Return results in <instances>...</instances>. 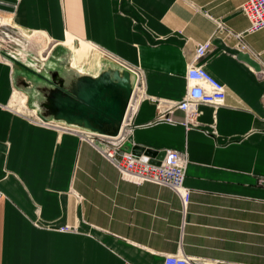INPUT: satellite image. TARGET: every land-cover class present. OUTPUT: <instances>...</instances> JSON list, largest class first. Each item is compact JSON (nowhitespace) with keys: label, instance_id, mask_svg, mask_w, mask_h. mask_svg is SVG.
Instances as JSON below:
<instances>
[{"label":"crops","instance_id":"0c3cea01","mask_svg":"<svg viewBox=\"0 0 264 264\" xmlns=\"http://www.w3.org/2000/svg\"><path fill=\"white\" fill-rule=\"evenodd\" d=\"M245 1L0 0L2 21L23 36L70 37L141 69L143 95L127 114V134L151 161L183 153L189 190L182 209L167 188L120 180L76 134L37 124L12 85L18 68L2 57L0 264H162L166 255L264 264V81L254 74L264 67V29L233 57L235 42L215 24L243 31ZM207 40L199 63L224 86L223 104L197 106L187 127L152 124L151 99L182 98L186 66ZM169 117L181 122L183 113Z\"/></svg>","mask_w":264,"mask_h":264},{"label":"water","instance_id":"95a60500","mask_svg":"<svg viewBox=\"0 0 264 264\" xmlns=\"http://www.w3.org/2000/svg\"><path fill=\"white\" fill-rule=\"evenodd\" d=\"M5 56L18 68L14 89L26 97V108L38 119L105 137L119 134L135 84L127 68L100 55L95 73L80 72L70 66L71 53L61 44L49 51L47 64L24 52L23 59ZM124 145L141 162L157 164L161 159L151 161L152 151L132 145L130 138Z\"/></svg>","mask_w":264,"mask_h":264},{"label":"built area","instance_id":"2783aa9c","mask_svg":"<svg viewBox=\"0 0 264 264\" xmlns=\"http://www.w3.org/2000/svg\"><path fill=\"white\" fill-rule=\"evenodd\" d=\"M239 11L247 22V26L243 31L233 33L225 29L221 22L215 23L217 31L224 34L225 38L233 39L235 42V46L232 48L230 47L233 51L230 55L233 57H235V53L246 51L244 44V38L246 36L264 29V0H246L240 5ZM8 28L10 27L8 26ZM221 41L223 42V45L227 46L224 39ZM210 50L211 44L209 40L195 47L192 59L184 71L186 89L179 101L167 102L161 100V102L159 99H151L156 108V114L152 124L165 123L187 127L188 119L191 120V118L197 113V106L207 105L216 108L223 104L225 98L224 86L208 75L203 70V64L199 63ZM223 53L225 54L226 51H223ZM2 57L5 58L4 55H1L0 51V59H2ZM104 57L127 68L135 76L133 91L136 102L134 100V107L129 113L131 114L134 112L138 100L141 99L143 95L140 83L141 74L139 71L137 72V70L125 65L112 56L104 55ZM254 74L264 81V67L259 71L254 72ZM176 110L183 113V120L181 122L174 121L169 117V115ZM127 116L122 121L120 132L116 137H105L91 134L65 126H63V128H65V131H71L68 133L76 134L80 141L86 142L90 145L98 155L109 163L117 172L120 180L134 185L151 184L167 188L178 197L182 209H184L189 200V190L183 186L185 171V159L183 158V153L174 150H166L161 159L157 161V164L141 162L129 151L122 148V144L129 138L127 134L129 120ZM34 120L39 125H42L41 123H43L57 125L58 127L62 126L50 122H43L38 118H34ZM42 126L47 127L48 125ZM58 231L66 232L69 231V228L63 226L60 227ZM162 264L200 263L183 255H166L163 257Z\"/></svg>","mask_w":264,"mask_h":264},{"label":"rangeland","instance_id":"374dc122","mask_svg":"<svg viewBox=\"0 0 264 264\" xmlns=\"http://www.w3.org/2000/svg\"><path fill=\"white\" fill-rule=\"evenodd\" d=\"M4 19L8 21V17H0V23L2 24L0 26V51L2 56L3 55L13 56V54H15L18 58L23 59V52H24L26 54H31L34 58L38 59L40 62L47 64L48 62L46 61V57H48L47 55L49 51L53 48L54 45L61 44L64 47H66L68 51H70L71 62L75 69L95 73L99 68V63H98L99 58L100 55H103V53L100 52L96 47L83 42L76 43L70 37H68L62 43H60L62 40L60 42L47 40L46 37H44L41 34H34L31 35L30 37H26V35L25 36L21 35V32L17 31L13 27H11V29L8 28L7 26L9 24L2 21ZM11 40L14 41L12 44L9 43ZM15 43L18 44V46H16ZM20 51L23 52L21 53ZM17 53H20V55L18 56ZM5 57L10 59L9 56H5ZM131 68L137 70V72L139 71L141 74V69L139 67L131 66ZM140 83H141V90L143 93L144 82H143L142 74L140 75ZM19 94L22 99L26 98L23 94L21 93ZM133 101H134V94H133ZM133 101L132 103H129L131 107L133 105ZM130 111L131 108L128 114L130 113Z\"/></svg>","mask_w":264,"mask_h":264},{"label":"bare ground","instance_id":"6f19581e","mask_svg":"<svg viewBox=\"0 0 264 264\" xmlns=\"http://www.w3.org/2000/svg\"><path fill=\"white\" fill-rule=\"evenodd\" d=\"M133 94H134V91L132 92V95H131V97H130V100H129L128 104H127V108H126V111H125V116H124V118L127 116L128 112H129V110H130V108H131V106L129 105V103H132V101H133ZM123 120H124V119H123ZM41 124H42V125H48L47 127H49V126H53V127L57 128L59 131H62V132H66V133L71 132V131H65V128H63V126L58 127L57 125H49V124H43V123H41ZM126 141H127V140H126ZM126 141H125L124 143H126ZM124 143L122 144V147H123ZM126 151H127V150H126ZM134 157H135V156H134Z\"/></svg>","mask_w":264,"mask_h":264}]
</instances>
